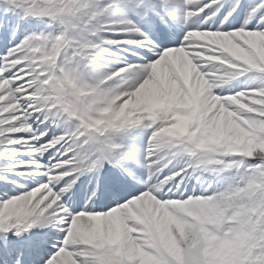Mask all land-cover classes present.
<instances>
[{
	"label": "snow or ice",
	"instance_id": "snow-or-ice-1",
	"mask_svg": "<svg viewBox=\"0 0 264 264\" xmlns=\"http://www.w3.org/2000/svg\"><path fill=\"white\" fill-rule=\"evenodd\" d=\"M222 7L0 0V147L16 158L0 170L22 167L36 185L0 199V264H264V0L238 27L240 0L226 15ZM113 9L124 16L114 19ZM32 18L59 31L24 35ZM104 59L124 66H93ZM213 62L222 74L207 70ZM249 73L257 87L213 91ZM197 86L193 117L183 97ZM173 91L178 99L159 105L137 99ZM38 112L74 128L49 138L47 124L30 123ZM137 127L152 130L143 161L114 138ZM177 157L185 168L152 181ZM188 169L235 171L223 191L185 195L177 177Z\"/></svg>",
	"mask_w": 264,
	"mask_h": 264
},
{
	"label": "rangeland",
	"instance_id": "rangeland-1",
	"mask_svg": "<svg viewBox=\"0 0 264 264\" xmlns=\"http://www.w3.org/2000/svg\"><path fill=\"white\" fill-rule=\"evenodd\" d=\"M97 2H103V0H97ZM258 2V0L256 1ZM254 5H252L253 7ZM247 11L244 12V14L246 13ZM114 13H112V10L110 11V15L113 17ZM247 17V14L245 15V18ZM45 20L47 18H44ZM244 20L240 21L238 24H236L235 26L238 27L240 26L241 24H243ZM34 27L36 28H40V30H38V34H40L41 32L47 34L48 32H58L59 31V25H48L46 23H42L40 22V20L38 18H32L31 19V27H29V29L24 33V35H30V34H37L35 30H32ZM21 39H23V36L21 37ZM139 64V63H137ZM207 70L212 73V74H222V67L217 63V62H213L212 64L210 65H207L206 66ZM251 73L249 74H246V75H243L241 77H238V79L235 81H231L229 82L228 84H225L223 85V90L222 91H215V89L213 90L215 93H219L221 95H229V94H233V93H239L240 91H247V90H250L254 87H257L258 86V81L256 84L252 83V80H251V77L253 75H250ZM201 87L202 86H197L196 88H194L192 90V95L189 99V105H188V109L190 107H193L192 108V115L193 117H196L199 115V107H198V101L196 102L195 99L196 97L199 99V95H200V91H201ZM177 96L176 94L172 95V96H168L166 98V100H161L160 97H159V94H153L151 96H141V97H138L137 99L140 101L141 104H150V105H159L161 103H166V102H169V101H175L174 99H172L173 97ZM178 97V96H177ZM45 115H42L40 118H38L35 122H37V124L40 126V125H44V124H50L51 127H54V124L52 123V118H49L48 120L45 121ZM35 118L33 117V120ZM59 118H55V120H57ZM54 120V121H55ZM41 121H44V123H41ZM157 123H160V121H154L153 124H157ZM72 123L70 122H67L65 121L64 119L62 120L61 124L57 126V129L59 128H68L69 126H72L71 125ZM74 127V125H73ZM51 130L48 129V132ZM151 129H143L142 127H137L136 129H132L130 131H128L126 133V136L128 138V140L132 141V140H136L138 139L139 141V144L137 147V153L138 152H141L142 151V148L143 146L145 145V142H144V137L147 136V139L150 138V135H151ZM121 141V140H120ZM120 143H124V144H127L125 139H123ZM134 145H136L135 141L132 143ZM89 147L91 148H96V146L94 145H90ZM88 147V148H89ZM177 158H180V157H177ZM239 158V156L237 157ZM139 159L141 161H143V156H140ZM132 162V161H131ZM142 167V166H141ZM143 169H145L146 167H142ZM230 171L232 170H229L225 173H223L222 175H216L215 173L213 172H202L201 173V176L198 177L199 178V181H201V183L205 184V189H210V192H208L209 195L211 194H214L215 191L218 189L220 191H222L221 187H223L227 180H225L223 177H228L227 173H229ZM9 174L11 175H7V178H5V181L6 183L8 181H12L13 183L7 185V188L8 190H11L13 191L16 190L15 186L14 185H18V184H22V179H25L26 181L30 182V183H34L31 179L28 178V174L25 172V169H12V170H8ZM213 174V177L211 178L210 175ZM204 175V176H203ZM138 176L142 177L145 176V174H141ZM202 177H204L206 180L207 179H211L209 184L206 183L205 179H203ZM18 182V183H15V182ZM214 182V187H213V182ZM218 182H220L218 184ZM209 185H211V187H209ZM6 188V189H7ZM5 189V188H4ZM187 190H191V192H196L198 190V187H194L193 188H189V184L187 186ZM10 191V192H11ZM1 192V191H0ZM4 195H8L9 193L5 194V192L3 193ZM1 196V195H0Z\"/></svg>",
	"mask_w": 264,
	"mask_h": 264
},
{
	"label": "bare ground",
	"instance_id": "bare-ground-1",
	"mask_svg": "<svg viewBox=\"0 0 264 264\" xmlns=\"http://www.w3.org/2000/svg\"><path fill=\"white\" fill-rule=\"evenodd\" d=\"M251 0H240V3H241V9H238V13H239V17L237 20H233V25H235L236 23H239L240 21H242L243 19V16H244V12L245 11H241L243 10L245 7H247L249 4H250ZM222 3H223V7L221 8V13L223 15H226L227 14V11L230 10L231 6L235 3V0H222ZM112 13H114L113 15V18L114 19H118V18H122L124 16V13L119 11L118 9H113L112 10ZM223 15H220L218 17V19L220 21L223 20ZM235 15V14H234ZM181 36H183V33H181ZM127 63H130L131 65L135 66L136 64L135 63H140V59L139 58H133L132 56H127ZM97 64L99 65H107L108 67H123L124 66V61H120V62H117V61H109L108 59H104L103 61H96L94 62V65L93 66H96ZM189 75H190V72H189ZM223 90V86L221 88H216L215 91H222ZM176 94L175 91L169 93L167 96L165 97H162L161 95H159L160 99L161 100H166V98L168 96H172ZM177 95V94H176ZM191 97V94L190 95H186L183 97V103L185 105V107L188 108V105H189V99ZM172 99L174 100H177L178 97L175 96L173 97ZM193 107H190L189 109L192 110ZM192 113V111H191ZM45 113H36L35 116H34V120H31L30 123L33 124V127L36 128V129H42L44 128L45 124L44 125H38L37 122H35L38 118H40L42 115H44ZM62 122V118H59L57 120H52V123L54 124V127L51 128V131L49 132V138L53 135V133L55 135H61L63 133H65L66 131L70 130V129H73V125L72 126H69L68 128H59L57 129V126L60 125ZM51 125H48L47 124V130L50 129ZM13 147H18V146H13ZM60 146L58 145L57 148H59ZM7 148V146H3V147H0V151H3L4 154L3 155H0V165H4L5 164V161L8 160V159H13L15 160L16 158H12V157H9L8 155V152L5 150ZM95 150L96 149H92V150H89L88 149V154L90 156L93 155V153H95ZM55 152V149L53 150ZM25 159H27L28 157L25 156L24 157ZM46 162V161H44ZM110 165H105V167H109ZM186 167V162H185V158L184 157H180L178 159H174L172 161V163L168 164L167 167H163L162 169V172H157L155 176H153V181H157V178H164L165 176L167 175H171L174 171H179L180 169L182 168H185ZM12 169H24L22 167H19L17 165H13L11 167H9L8 170H12ZM8 170H0V189L1 188H7V185H6V181H5V178H7V175H11L9 174ZM137 174H139V171L136 170ZM188 172H189V175H182L181 177H177L178 180H180L182 182V187L185 189L186 188V184L188 182H190L193 178V173L191 169H188ZM148 174V173H147ZM149 175V174H148ZM22 179V184H19L18 186V190L11 193V195H3V196H0V199H6L8 198L9 196H12V195H17V194H22L23 192L29 190V188H34L36 185L35 183H30L28 181H26L25 179L21 178ZM87 179V175L83 176L81 180H85ZM8 184L9 183H12L11 181H8L7 182ZM135 183V182H133ZM192 184H198V181L196 180H192ZM21 186H24V187H21ZM139 187V185H138ZM198 195H202L204 194V191H201L199 190L197 192ZM185 195H191V193L189 191H185ZM37 228H34L32 231L33 232H37ZM49 229L46 228L43 232H47Z\"/></svg>",
	"mask_w": 264,
	"mask_h": 264
},
{
	"label": "clouds",
	"instance_id": "clouds-1",
	"mask_svg": "<svg viewBox=\"0 0 264 264\" xmlns=\"http://www.w3.org/2000/svg\"><path fill=\"white\" fill-rule=\"evenodd\" d=\"M127 95L126 92H121L118 96H117V100H123V97ZM133 103L132 97H129L128 100H124V103L122 105H120V108L122 110H126L127 108H129Z\"/></svg>",
	"mask_w": 264,
	"mask_h": 264
}]
</instances>
